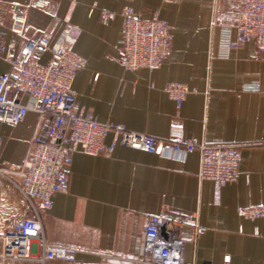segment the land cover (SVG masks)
Here are the masks:
<instances>
[{
    "label": "crops",
    "instance_id": "crops-1",
    "mask_svg": "<svg viewBox=\"0 0 264 264\" xmlns=\"http://www.w3.org/2000/svg\"><path fill=\"white\" fill-rule=\"evenodd\" d=\"M126 7L169 27L170 56L153 72L126 70L118 61L124 20L105 24L101 11ZM0 9V37L6 48L14 44L13 56L26 39L43 38L49 50L41 63L52 59L53 47L82 58L74 83L82 112L156 138L243 145L238 178L221 187L219 201L217 183L199 177L198 150L171 158L117 143L101 156L74 152L69 189L40 213L49 244L73 251L52 264H149L137 243L149 217L162 212L203 228L186 241V264H264V217L239 216L242 208L264 206V52L253 42L228 50L221 32L237 24L240 0H0ZM18 16L25 19L24 37L11 31ZM6 56L0 53V74L13 71ZM255 76L260 90H243V78ZM169 84L189 90L180 108L165 91ZM47 121L39 131L44 141ZM38 122L31 111L17 125L0 123L2 164L23 163ZM112 142L109 134L106 145ZM11 190L0 176V192Z\"/></svg>",
    "mask_w": 264,
    "mask_h": 264
},
{
    "label": "built area",
    "instance_id": "built-area-1",
    "mask_svg": "<svg viewBox=\"0 0 264 264\" xmlns=\"http://www.w3.org/2000/svg\"><path fill=\"white\" fill-rule=\"evenodd\" d=\"M4 13L5 10L0 9V24L4 22ZM117 16L124 20L118 47L119 63L126 70L153 72L159 69L171 53L168 25L157 18L142 19L130 7L119 13L101 11L105 24ZM24 29L25 19L18 16L11 31L24 37ZM221 32L228 50L253 42L264 52V0H240L237 24L222 26ZM234 33L236 41L232 40ZM13 49V43L6 48L0 37V53L7 52L6 58L13 67L11 73L0 74V123L17 125L31 111L39 114V122L20 166L1 163L0 142V176L12 188L10 192H0V264H52L55 260L72 257V250L49 244L40 213L51 210L53 197L69 189L68 161L74 152L101 156L112 152L117 143L171 158L198 150L201 155L199 177L217 183V201L221 187L237 180L243 145L198 144L181 135L156 138L113 122L102 123L78 107L74 83L83 67L81 57L68 49L53 47L52 59L41 63L39 57L49 50L43 38L26 39L16 56L11 53ZM242 88L259 91L261 79L245 77ZM165 91L178 108L189 94L183 84H169ZM48 117L52 118L47 121L49 139L44 141L39 131ZM109 134L113 142L107 146ZM239 216L242 219L264 217V206L242 208ZM202 231L197 224L168 212L150 216L138 239V253L149 264H186V241L195 239Z\"/></svg>",
    "mask_w": 264,
    "mask_h": 264
}]
</instances>
